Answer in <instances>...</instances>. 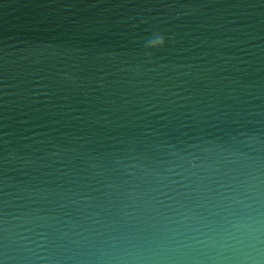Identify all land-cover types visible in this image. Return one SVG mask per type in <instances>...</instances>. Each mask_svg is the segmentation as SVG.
<instances>
[{
	"label": "water",
	"instance_id": "obj_1",
	"mask_svg": "<svg viewBox=\"0 0 264 264\" xmlns=\"http://www.w3.org/2000/svg\"><path fill=\"white\" fill-rule=\"evenodd\" d=\"M239 216L264 0H0V264H229Z\"/></svg>",
	"mask_w": 264,
	"mask_h": 264
},
{
	"label": "clouds",
	"instance_id": "obj_2",
	"mask_svg": "<svg viewBox=\"0 0 264 264\" xmlns=\"http://www.w3.org/2000/svg\"><path fill=\"white\" fill-rule=\"evenodd\" d=\"M163 43V38L156 36L146 46L157 47ZM212 243L221 253H231L218 257L229 264H264V217L239 216L231 229L223 230Z\"/></svg>",
	"mask_w": 264,
	"mask_h": 264
}]
</instances>
